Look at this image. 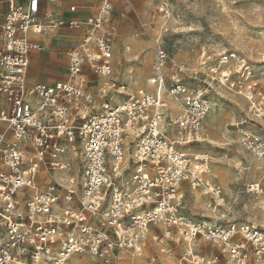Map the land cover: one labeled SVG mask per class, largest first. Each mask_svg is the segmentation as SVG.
<instances>
[{
	"label": "built area",
	"instance_id": "2783aa9c",
	"mask_svg": "<svg viewBox=\"0 0 264 264\" xmlns=\"http://www.w3.org/2000/svg\"><path fill=\"white\" fill-rule=\"evenodd\" d=\"M58 1H11L0 21V264H71L83 254L103 264H136L149 246V229L157 225L165 231L152 241L161 246L171 241L194 249L203 238L230 247L236 226L196 222L181 212L187 189L210 198L207 207L216 219L227 216L220 211L223 189L208 180L211 158L192 151L202 139L211 104L201 91L168 78L169 52L160 38L153 40V90L91 110L93 96L82 80L83 69L88 65L104 79L114 73L113 0H104L68 53L69 79L29 87L30 54L41 49L29 35L80 27L40 17L42 4ZM112 87L105 81L99 91L107 95ZM245 98L253 128L240 131L236 143L263 160L264 94L251 89ZM167 100L179 106L170 127L164 123ZM131 146L132 172L126 165ZM259 189L253 185L248 192ZM241 232L263 260L264 234L253 226ZM233 248L234 261L246 264L247 247ZM148 264L161 262L152 255Z\"/></svg>",
	"mask_w": 264,
	"mask_h": 264
},
{
	"label": "rangeland",
	"instance_id": "374dc122",
	"mask_svg": "<svg viewBox=\"0 0 264 264\" xmlns=\"http://www.w3.org/2000/svg\"><path fill=\"white\" fill-rule=\"evenodd\" d=\"M100 3L101 0L92 9L77 10L80 29L68 26L59 32L46 33L52 42L31 53L30 82L68 80V53L85 35L91 22L88 19L97 13ZM109 25L114 46L113 87L107 95H92V112L99 111L107 100L112 104L121 103L138 90H153L149 85L155 57L153 40L160 38L169 52L168 78L181 80L192 90L201 91L212 105L202 137L215 140L217 145L203 143L198 150L211 158L212 179L223 189L228 217L215 219L207 210V196L200 192L198 200L186 193L181 212L196 222L206 221L226 228L236 226L238 230L230 247L220 241L198 239L194 252L200 260L196 261L188 256V249L184 252V247L172 254L168 244L161 246L152 241L154 233L164 232L162 225L150 228L148 249L160 256L162 264H207L209 261L238 264L231 263L232 248L244 244L246 264H264V259L257 258L253 245L241 232V227L253 226L264 234V206L261 204L264 200V162L236 143L240 131L253 128L247 116L246 92L252 89L264 94V0H115ZM50 41L44 40L45 44ZM224 73L228 77L222 81ZM169 103L171 100H167L166 110H169ZM167 116L170 117L171 112ZM127 153L132 172L134 147L131 146ZM253 161H258L260 169L256 178L247 179ZM252 184H260L263 193H248ZM182 257L188 260L181 263ZM71 264L103 263L83 254L75 256Z\"/></svg>",
	"mask_w": 264,
	"mask_h": 264
},
{
	"label": "crops",
	"instance_id": "0c3cea01",
	"mask_svg": "<svg viewBox=\"0 0 264 264\" xmlns=\"http://www.w3.org/2000/svg\"><path fill=\"white\" fill-rule=\"evenodd\" d=\"M11 1H17V2H21V3H24V0H0V21L4 18L5 14L7 13L8 9H9V4ZM100 0H59L57 3H54V4H51V3H45V4H42L41 6V12H40V17L45 20L47 19L48 17H55L56 19H59V20H62V21H65V22H78L77 20H80V16L76 15L77 13V10L78 9H83V10H87V9H92V7L95 5V4H98ZM114 1L113 0V7H114ZM104 2V0H101V3L98 7V10H97V13L95 15H93L91 18L88 19V21H92L98 14V11H99V8L101 6V4ZM71 4H75V5H71ZM72 7H75V10H72L71 8ZM87 11H84V14H86ZM87 21V23H88ZM110 26V25H109ZM68 27V26H67ZM69 29H74V28H70L68 27ZM65 29V27H62L58 30H54V31H47V32H59L61 30ZM77 29H80L77 28ZM88 29V28H87ZM87 29H86V33H87ZM42 33V34H35V33H31L29 36H30V39L36 43H39L41 45V49H43V47L45 46H49L51 45V42H52V39L49 38V37H46V33ZM85 33V34H86ZM85 36V35H84ZM83 36V37H84ZM82 37V38H83ZM48 38L50 39V43L49 44H45L44 40ZM82 38L79 40V42L82 40ZM78 42V43H79ZM1 49H2V38L0 37V52H1ZM40 49V50H41ZM34 52V51H33ZM32 53V52H31ZM33 57V55H32ZM113 62H114V59H113ZM30 65H31V54H30ZM114 65V63H113ZM69 66V64H68ZM30 69V67H29ZM67 71H68V68H67ZM29 75V73H28ZM69 76V75H68ZM29 77V76H28ZM93 77H96V79H93ZM69 79V78H68ZM35 80V79H34ZM82 80L84 81V84H85V87L86 89L92 93V95L94 93H100L99 89L101 88V86L103 85V83L105 81H110L111 82V78L110 79H104L102 77H99L97 75L94 74V72L90 69V67L88 65H85L84 66V69H83V76H82ZM67 81V80H66ZM66 81H57L55 83H58V82H66ZM38 83H44V82H30L28 80V85L30 88H32L34 85L38 84ZM45 84H54V83H45ZM101 94V93H100ZM108 101V100H107ZM200 144H197L196 146L193 147V152L194 153H200L202 154L203 152H201L200 150H198V146ZM198 150V151H197ZM212 181V180H211ZM214 182V181H213ZM255 185V184H254ZM260 185V184H259ZM260 188H261V185H260ZM191 190H187L186 189V193H190ZM197 192H200V191H197ZM201 193V192H200ZM249 193V192H248ZM263 193V190L261 188V193ZM202 195V193H201ZM204 196H207V195H204ZM223 196H224V203H223V207L221 208V212L222 213H226V218L228 217V210H227V205H226V201H225V195H224V192H223ZM210 201V198L207 196L206 197V207L208 205ZM207 210L210 212V210L208 209L207 207ZM211 213V212H210ZM211 215L215 218L216 216L213 215L211 213ZM216 219V218H215ZM225 219H222V220H225ZM218 220V219H217ZM165 231V230H164ZM153 232V230H152ZM164 233V232H163ZM162 233V234H163ZM157 233H154V235H156ZM161 234V235H162ZM153 237V236H152ZM168 249H171V253L172 254H176L177 252H175L178 248L180 247H184L185 250L184 252H186V249H187V245L185 243H175V242H171L169 241L168 243ZM148 248H150V240H149V246ZM146 249L145 250V254L142 258V260L140 261H137L135 259V263L136 264H148V258L151 257L152 255H156L159 259H160V262H161V258L158 254H156L154 252V250L152 251V249ZM194 249H196V247H194ZM150 251V252H149ZM149 253H151L150 255H148ZM163 253V252H162ZM171 254V255H172ZM125 256H128V255H125ZM165 256V254H164ZM123 260L127 263H131L132 259L128 256V258H125L123 257ZM183 261H185V257H182L180 259V262L182 263ZM162 264V262H161ZM183 264V263H182Z\"/></svg>",
	"mask_w": 264,
	"mask_h": 264
},
{
	"label": "bare ground",
	"instance_id": "6f19581e",
	"mask_svg": "<svg viewBox=\"0 0 264 264\" xmlns=\"http://www.w3.org/2000/svg\"><path fill=\"white\" fill-rule=\"evenodd\" d=\"M228 77V74L227 73H224V77L222 78L223 80L222 81H225V79ZM149 85L151 86V84H150V80H149ZM151 88H152V86H151ZM211 104V103H210ZM212 106V105H211ZM168 107H169V110H171L170 112H171V116L169 117V116H165V126L166 127H170L171 126V124H172V122L174 121V114H175V112L178 110V105L177 104H175V103H173L172 101H171V103H169L168 104ZM212 110V109H211ZM211 112V111H210ZM210 114V113H209ZM209 116V115H208ZM207 116V117H208ZM206 120H207V118H206ZM213 122V121H212ZM210 123V122H209ZM203 143H207V145L209 144V145H217V142L215 141V140H212V139H209V138H203L202 137V139L200 140V143L199 144H203ZM196 146V145H195ZM128 151V150H127ZM192 151H193V148H192ZM195 154H200V153H195ZM126 155H127V158H126V163L127 164H129V157H128V153H126ZM209 156V155H208ZM256 158V157H255ZM258 159V158H257ZM259 160H262V159H259ZM262 162H264V159H263V161ZM260 169V164L258 163V161H253V163L251 164V166L248 168V173H247V179H253V178H256L257 177V174H258V170ZM212 171V170H211ZM211 173L212 172H210V174L208 175V180H212V182H213V179H212V175H211ZM254 184H252L251 186H253ZM255 185H257V186H260L259 184H255ZM201 192V191H200ZM199 192H197V191H190V193L189 194H191L192 195V198L194 199V200H198V199H200L199 197H198V194ZM202 193V196L203 195H205L203 192H201ZM261 193V188L259 189V193L258 194H260ZM191 198V197H190ZM191 202V201H190ZM192 203V202H191ZM261 204L264 206V200L261 202ZM192 205H194V204H192ZM149 233H151L150 232V229H149ZM241 246V245H240ZM233 250H234V248H232ZM233 253V252H232ZM187 254L188 255H190V256H193V259L196 261V259H199L200 257L198 256V255H195V252H194V249H188L187 250ZM126 258H128V256L126 257ZM186 260H188V258L186 257L185 258ZM200 260V259H199ZM135 261V260H134ZM191 261H192V259H191ZM202 261V260H201ZM136 262V261H135ZM231 263H234V257H232V260H231Z\"/></svg>",
	"mask_w": 264,
	"mask_h": 264
}]
</instances>
